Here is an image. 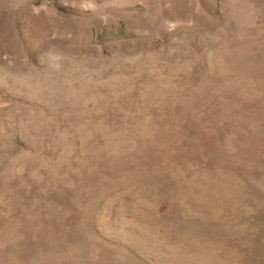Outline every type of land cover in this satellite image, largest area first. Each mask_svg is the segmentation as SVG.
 Segmentation results:
<instances>
[{"label": "rangeland", "instance_id": "obj_1", "mask_svg": "<svg viewBox=\"0 0 264 264\" xmlns=\"http://www.w3.org/2000/svg\"><path fill=\"white\" fill-rule=\"evenodd\" d=\"M0 264H264V0H0Z\"/></svg>", "mask_w": 264, "mask_h": 264}]
</instances>
